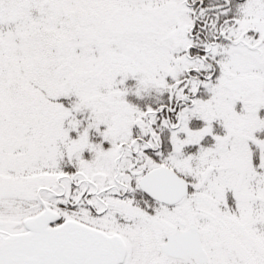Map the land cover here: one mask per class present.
<instances>
[{
    "label": "snow or ice",
    "instance_id": "6c2138e0",
    "mask_svg": "<svg viewBox=\"0 0 264 264\" xmlns=\"http://www.w3.org/2000/svg\"><path fill=\"white\" fill-rule=\"evenodd\" d=\"M0 264H264V0H0Z\"/></svg>",
    "mask_w": 264,
    "mask_h": 264
}]
</instances>
